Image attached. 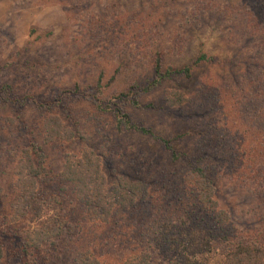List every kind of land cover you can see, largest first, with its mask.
Wrapping results in <instances>:
<instances>
[{
  "label": "rangeland",
  "instance_id": "rangeland-1",
  "mask_svg": "<svg viewBox=\"0 0 264 264\" xmlns=\"http://www.w3.org/2000/svg\"><path fill=\"white\" fill-rule=\"evenodd\" d=\"M244 1L0 0V82H11L19 93L39 96L75 84L93 90L98 86L102 92L99 96H106L133 80L149 77L155 49L160 50L163 65L179 66L199 52L211 55L193 66L189 76H174L140 94L141 106L129 108L128 113L136 124L169 139L176 151L201 155L218 205L229 213L241 234L258 239L264 231V184L260 181L258 185L243 170L237 143L243 133L236 107L227 106L228 130L232 131L227 133L229 141H222V146L211 139L214 134L220 135L225 121L211 94L219 86L226 87L229 93L236 88L233 84L243 86L253 69L246 64L253 62L255 49L264 53L262 33L251 30L244 18H231L228 8ZM171 88L180 90L187 100L173 106L166 104L164 90ZM241 92H237L238 100ZM66 106L68 109L60 111L67 115L62 117L64 124L79 129L85 139L43 146L47 162L56 169L64 150L81 148L100 154L108 174L146 177L149 163L151 170L164 173L184 167L183 158L171 160L166 149L148 135L116 130L110 112L96 109L84 94L69 98ZM44 114L31 101H23L18 110L0 105L3 207L10 201L13 188L12 154L17 133L14 124L21 117L30 126L31 134L38 137ZM154 178L159 180L155 175ZM28 224L32 221L26 218L19 226ZM73 246L72 239L58 240L54 247L52 243L42 244L36 253L37 261L69 264ZM3 247L4 260L12 258L5 252V244ZM158 256L152 251L154 262Z\"/></svg>",
  "mask_w": 264,
  "mask_h": 264
},
{
  "label": "trees",
  "instance_id": "trees-1",
  "mask_svg": "<svg viewBox=\"0 0 264 264\" xmlns=\"http://www.w3.org/2000/svg\"><path fill=\"white\" fill-rule=\"evenodd\" d=\"M228 10L231 18H244L251 30L264 37V0H245ZM192 15L197 14L192 10ZM262 53L255 49L253 62H247L253 69H247L250 73L243 86L231 83L236 87L234 92L219 86L211 94V100L219 104L225 116L220 135L214 134L211 139L222 146V141H229L227 133L232 131L228 130L227 106L236 107L243 136L234 141L242 154L243 170L258 185L264 184ZM152 55L149 77L133 80L106 96H99L102 92L98 86L93 90L75 84L39 96L19 93L11 82H0L2 107L9 105L11 110H18L23 101H31L45 112L38 137L31 134L30 126L21 117L14 124L17 133L12 154V195L6 207L0 204V264H45L37 261L39 246L52 243L54 247L58 240L69 239L74 244L69 264H264V231L258 239L238 231L214 197V184L201 155L176 151L169 139L136 124L128 113L129 108L141 106L140 94L174 76H189L193 66L212 56L199 52L190 62L176 66L163 65L158 49ZM228 60L233 61L232 57ZM241 90L238 100L237 92ZM164 91L165 102L170 106L187 100L180 90ZM83 94L96 109L110 112L116 130L148 135L166 149L171 160L183 158L182 170L164 173L151 170L149 163L146 177L108 174L102 156L88 148L64 150L58 169L49 164L43 146L85 139L79 129L64 124L62 117L67 115L60 112L68 109L69 98ZM8 120L12 124L13 117ZM26 218L32 224L19 226ZM4 244L5 252L13 255L7 260ZM152 251L159 255L155 262Z\"/></svg>",
  "mask_w": 264,
  "mask_h": 264
}]
</instances>
